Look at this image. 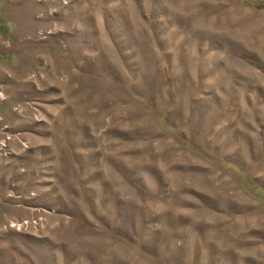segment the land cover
<instances>
[{"label":"rangeland","instance_id":"1","mask_svg":"<svg viewBox=\"0 0 264 264\" xmlns=\"http://www.w3.org/2000/svg\"><path fill=\"white\" fill-rule=\"evenodd\" d=\"M0 264H264V0H0Z\"/></svg>","mask_w":264,"mask_h":264}]
</instances>
